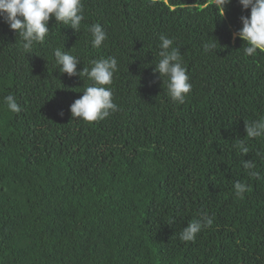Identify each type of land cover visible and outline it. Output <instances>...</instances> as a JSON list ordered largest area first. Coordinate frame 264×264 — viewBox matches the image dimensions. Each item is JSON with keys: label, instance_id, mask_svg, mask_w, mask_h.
Returning <instances> with one entry per match:
<instances>
[{"label": "trees", "instance_id": "16d2710c", "mask_svg": "<svg viewBox=\"0 0 264 264\" xmlns=\"http://www.w3.org/2000/svg\"><path fill=\"white\" fill-rule=\"evenodd\" d=\"M83 5L79 31L50 19L30 53L0 19V264H264V137L245 131L264 119V52L246 56L233 38L250 9L238 0L224 14L214 0ZM97 23L107 40L94 48ZM161 35L192 85L183 104L154 70ZM56 48L77 57V71L116 58L119 111L74 119L70 105L92 81L60 73ZM10 93L18 114L3 103ZM249 160L260 179L243 168ZM236 181L248 185L243 199ZM203 213L213 225L181 241Z\"/></svg>", "mask_w": 264, "mask_h": 264}, {"label": "clouds", "instance_id": "9594fccd", "mask_svg": "<svg viewBox=\"0 0 264 264\" xmlns=\"http://www.w3.org/2000/svg\"><path fill=\"white\" fill-rule=\"evenodd\" d=\"M231 0H214V6L223 14ZM242 10H249L250 15L240 17L242 27L233 34L244 42L243 52L246 56L253 57L259 52H264V0H238ZM83 0H0V19H2L17 36L21 38V46L25 53L32 52L34 46L43 44L49 35L48 23L54 19L56 23L70 27L74 32L79 31L84 20ZM89 31L92 36L91 44L94 48L101 47L107 40V33L100 24H93ZM160 59L155 65V72L159 78H166L167 94L172 102L183 104L186 96L192 89L189 76L183 66L182 55L174 47V41L165 35L159 37ZM217 42L204 44V51L211 52L216 48ZM56 65L59 72L69 77L85 76L92 81L87 86L80 98L70 105V113L74 119L85 122L103 121L110 115L119 111L113 101L111 88L114 74L118 71V61L114 57L101 58L90 61L91 68L77 71L80 61L69 51L61 48L54 50ZM3 103L11 113L18 114L22 108L17 103L14 94L3 98ZM63 115V113H59ZM246 137H264V119L250 121L245 124ZM238 148L243 155L249 152L245 142L241 139ZM261 156L260 152L256 153ZM243 168L250 177L260 179L255 171L256 164L252 161H243ZM237 198L243 199L248 191V185L236 181L233 185ZM214 217L207 213L201 214L199 219L189 222L179 234V239L184 242H194L198 233L213 225Z\"/></svg>", "mask_w": 264, "mask_h": 264}]
</instances>
